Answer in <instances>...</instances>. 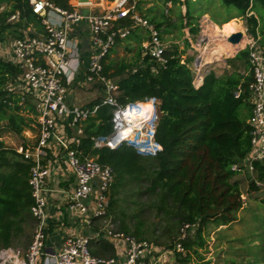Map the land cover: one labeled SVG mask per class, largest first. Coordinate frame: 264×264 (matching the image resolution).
Returning a JSON list of instances; mask_svg holds the SVG:
<instances>
[{"label": "trees", "instance_id": "trees-1", "mask_svg": "<svg viewBox=\"0 0 264 264\" xmlns=\"http://www.w3.org/2000/svg\"><path fill=\"white\" fill-rule=\"evenodd\" d=\"M51 1L64 9L71 7L70 0ZM159 1L182 4L179 0ZM223 3L238 10L239 17L246 18L248 33L258 36L259 20L254 14H249L255 12L257 4L264 7V0H223ZM3 6L7 8L2 10ZM16 10L21 11L23 22L8 23L9 16ZM136 10L160 31L162 38L161 29L165 22L160 20L165 19V14L159 15L153 9L151 12L154 14L146 16L142 3L136 4ZM186 16L189 26L192 25L189 9ZM180 18L183 21V17ZM132 23L130 19H124L120 21V27H130ZM30 24L37 32H43L42 18L34 14L29 0H0V42L5 43L8 37H22L19 29ZM199 32L198 25L191 29L194 36ZM164 33L169 32L164 30ZM149 38L148 30L134 27L127 38L118 40L136 44V58L117 63L110 61L109 55L104 75L117 82L120 91L118 101L122 104L149 98L159 100L161 118L156 135L159 153L145 157L127 145L114 150L95 148L93 138L113 131L112 107L108 105H102L97 115L84 124L85 136L79 149L84 156L96 158L100 164L114 170L107 218L113 225L118 218L121 220L116 231L130 233L139 241L149 242L145 237L150 227L147 229L142 225L135 211L130 213L131 205L136 208L145 205L159 218L161 236L175 239L169 246L161 248L175 250L177 244H181L187 255L181 258L183 253L175 251L176 258L188 264L191 253L203 259L199 249L205 248L207 243L204 231L210 225L234 223L244 206L241 182L237 180L241 173L234 171L233 166L247 160L252 150L248 120L252 113L250 85L254 79L249 71V50H243L227 61L233 72L226 71L219 76L210 71L203 85L197 89L191 69L194 57L183 62L185 49L180 50L176 45L167 49V62L161 66L143 50L142 44ZM126 49L132 50L130 46ZM238 62L243 63L244 73L240 72L241 64ZM19 73L16 66L0 60V131L5 123V128L16 135H22L26 130L36 131L37 115L30 99L26 98L22 103L7 88ZM239 90L241 94L237 98ZM101 102L99 98L90 106ZM31 166L0 141V251L13 247V240L25 225L36 223L31 212L34 205L29 183ZM253 173L257 179L253 180L250 188L255 192L259 190L256 183H264V159L254 163ZM144 198H149L146 204L141 202ZM129 219L135 221L134 228L130 227ZM187 225L195 227L189 230L195 233L194 238L189 234L182 238ZM92 252L99 256L93 249Z\"/></svg>", "mask_w": 264, "mask_h": 264}, {"label": "built area", "instance_id": "built-area-1", "mask_svg": "<svg viewBox=\"0 0 264 264\" xmlns=\"http://www.w3.org/2000/svg\"><path fill=\"white\" fill-rule=\"evenodd\" d=\"M130 1L113 0L101 11L90 10L85 16L83 9L92 3L74 4L70 1L71 7L64 9L51 0H29L34 14L41 17L46 12V16L41 17L43 32H37L32 24L25 25L19 29L22 37L0 42V60L13 64L20 71L8 90L22 103L26 98L30 99L37 113L36 131L26 130L23 133L26 137L29 132L36 133V142L23 141L14 147L17 154L32 164L29 183L34 198L31 208L36 220L34 233L28 249L11 247L1 250L0 264H41L43 260L47 264H158L149 260L155 253H160L158 261L159 258L166 261L175 251L185 252L181 244H177L175 250H166L139 241L130 233L116 231L111 219L107 218L114 170L100 164L96 158L84 156L79 149L85 136L84 124L97 115L102 105H108L112 107L113 131L109 135L93 138L95 148L114 150L127 145L145 157H154L159 153L160 144L156 136L161 118L159 100L149 98L122 104L118 101L120 91L117 82L104 75L107 57L118 40L127 38L134 27L149 31V40L142 44L144 52L161 66L167 62V45L160 31L136 10V3L130 4ZM124 19H130L132 26L120 27V21ZM21 22L20 10L8 18V23L14 25ZM79 27H83V32L88 30L90 33L87 61L83 57L81 40L73 34ZM246 32L248 28L244 27L243 35L249 39L245 50H249V71L254 80L250 85L252 113L248 120L252 150L245 162L253 172L254 163L264 159V47L258 36L248 38ZM194 40L195 43L190 40L195 50L191 69L194 86L198 89L206 75L213 71L208 68L204 55L212 45L209 36L204 33ZM89 86L102 89L101 104L82 106L71 101L76 100L73 98L76 88ZM240 94L241 90L236 92V97ZM68 129L71 133L67 132ZM73 133L69 138L68 135ZM52 143L63 152L66 168L75 180L67 198L69 213L83 218L87 225L96 220L103 222L107 236L124 244V256L94 255L91 238L87 236H67L61 250L56 253L46 250L50 168L44 160ZM233 170L244 173L241 163L234 165ZM93 200L95 203L91 205ZM192 229L193 226H185L183 237Z\"/></svg>", "mask_w": 264, "mask_h": 264}, {"label": "rangeland", "instance_id": "rangeland-1", "mask_svg": "<svg viewBox=\"0 0 264 264\" xmlns=\"http://www.w3.org/2000/svg\"><path fill=\"white\" fill-rule=\"evenodd\" d=\"M71 1V0H70ZM97 0H92L93 4H96ZM136 4L142 3V8L145 12V15L150 16V14H154L151 12V10L154 9L157 12H159V15L162 13L165 14V19H161L160 21L165 22L162 27V40L167 45V49H173V46L179 45L180 50L185 49V52L183 53V62H185L186 58L188 57H194L195 58V50L191 47L190 40L195 43L194 38H198L201 33L206 34V25L208 23H216L220 21V19H223V17H226L228 15H233L232 17L238 16L239 12L232 6H226L223 3V0H184L181 3H178L180 6H177V4H174L172 2L165 3L164 1L157 2L156 0H134ZM184 6V9L182 8ZM7 8L6 6H3L2 9ZM188 9L191 12L192 20L190 22L192 25L189 26V19L187 18L186 14ZM254 14L257 16L259 20V29H258V37L260 40L261 45L264 47V7H262L260 4L256 5L255 12L250 13L249 15ZM180 16L183 17V21L180 18ZM144 17V16H143ZM207 19V20H205ZM230 23H235V25H232L231 27L235 29L240 28H248L247 21L245 17H236ZM183 22V25L181 26ZM228 23V24H230ZM194 24V25H193ZM198 25L200 28V32L198 35L194 36L191 33V29ZM220 27H222V30H224V26H221V24H217ZM244 26V27H243ZM20 29H23L21 27ZM188 29V30H187ZM164 30L168 31L169 33H164ZM190 32V33H188ZM246 36L248 38L251 37V34L246 32ZM13 40V38L8 37L7 41ZM6 41V42H7ZM249 39H247L244 46L239 50L238 52L233 53H224V55L221 56L220 60H216L213 62H208L207 64L213 65V63H223V61H228L229 59L235 58L239 52L245 50L246 45H248ZM134 43L128 42L126 40L119 41L115 48L112 49L110 53V61L114 60V62H120L122 60L132 61L134 58H136V49H135ZM130 46L132 48L131 51H127V47ZM212 47H215V44H213ZM210 47V49L212 48ZM231 54V55H230ZM235 56V57H234ZM108 60V61H109ZM209 61V60H208ZM226 61V62H227ZM207 62V60H206ZM240 65V72L244 73V65L241 62H238ZM228 65V63H227ZM222 70V73L219 75H223L226 71H229L230 73L234 71L233 67L231 65H228V67L222 68H216V72ZM215 71V70H214ZM217 72V73H218ZM9 87V84L7 85V88ZM74 93V98H76L79 105L82 106H89L92 102L96 101L97 99L101 98L103 95V91L99 86H92V87H86V88H76ZM2 130L0 131V138H3L7 142V148L13 149L14 147L19 146L20 141L22 137L21 135L16 136L14 133L10 132L5 128V123L2 124ZM23 140V139H22ZM16 145V146H15ZM14 150V149H13ZM242 168L244 169V173H241L237 176V180L241 182L242 191H243V199L244 200V206L246 205H257V203L262 202L264 199V185H260L261 183L256 185L261 187L260 193L257 194L259 197L256 201L254 195L252 196V202H250L249 194L252 192V189L250 188V184L257 179L256 175L248 168L247 162L241 163ZM249 199V200H248ZM149 198H144L141 202H145V204L148 202ZM243 206V207H244ZM246 207V208H247ZM264 208L263 205L260 206V209ZM242 210V209H241ZM240 210V211H241ZM135 211L138 215V218L140 219L143 226H146L147 229L150 227V231L146 234V240L149 242H153V244L157 245L161 248V246H169L170 242L172 240L175 241L174 238L168 239L165 237H162L159 233V218H157L154 211L147 208L145 205H141L138 208L131 205L130 213ZM238 213V219L239 215H241L240 221L237 223L238 219L228 225H222V226H215L210 225L205 231H204V238L206 239L207 243L205 248L199 249V253L201 254L202 260L196 255L195 253H191V260L188 264H198L200 262L201 264H204L205 262H208V264H264V211L256 212L255 209H250L249 207L246 209V211H242ZM121 220L118 218V221L116 222L115 229H119ZM131 228H134L135 221H132L129 219L128 221ZM104 224V223H103ZM237 225H240L242 230L238 231L239 228ZM225 226H230L229 228ZM35 223H31L29 225H25V228L23 231L18 234L15 239L13 240V247L21 250L28 249L29 245L31 244L33 233H34ZM195 228V227H194ZM154 230V231H153ZM154 232L155 234H152ZM237 233V234H236ZM240 234L241 237L238 244L240 246H236L235 242L232 241L233 238H236V236ZM188 234L191 236V238L195 237V233L186 232L185 236L187 237ZM184 236V235H183ZM182 236V238H184ZM185 237V238H186ZM258 241V242H255ZM160 245V246H159ZM182 254V252H180ZM248 254H252L254 258L247 259L246 256ZM187 255V252L185 251L181 258H185ZM153 257V256H152ZM149 258L151 261L153 258ZM173 258L171 262L174 264H185L181 263V261L176 258V254L174 253L172 255ZM260 258V262L257 261V258ZM187 264V263H186Z\"/></svg>", "mask_w": 264, "mask_h": 264}, {"label": "crops", "instance_id": "crops-1", "mask_svg": "<svg viewBox=\"0 0 264 264\" xmlns=\"http://www.w3.org/2000/svg\"><path fill=\"white\" fill-rule=\"evenodd\" d=\"M111 1L113 0H97L96 4H93V2H91L92 4L90 6H87L86 8H88L89 10L101 11L102 8L105 7L107 3ZM179 1L182 2L184 0H179ZM71 2L74 4H79V0H71ZM130 4H135L134 0H131ZM177 6H180V5L177 4ZM182 8L184 9V6ZM232 16L233 15H228L226 17H223V19H220V21H218L217 24L219 23L221 24V26H224L223 27L224 30L228 27H231L232 25H235V23H230V22H232L233 20H238L234 18L238 17L239 15L235 17H232ZM212 24L217 26L219 29H222V27H220L216 23H212ZM83 31H84L83 27H79V28H76V31L73 34L75 37L81 40L82 49L84 51L83 57L87 61L88 60L87 57H88L89 50H90L89 49V37L86 36V31L85 32ZM207 35L209 36V34ZM83 37H86V39H84ZM209 38L211 37L209 36ZM210 42H213L214 44L215 41H210ZM223 43L226 44V41H223ZM230 47H231L230 43L227 44V48H225V51L226 49H229ZM212 50H213V47L212 49H210L209 47L205 50V53H204L205 58H209L210 56H213ZM226 53L228 52L226 51ZM215 57H218V56H215ZM216 60H220V59L217 58ZM226 61H223V63L215 62L213 63V65L209 64L208 68L213 71L215 70L216 72V68L218 70V68H222V65L223 67H226V66L228 67ZM221 73H222V70H220L217 74L220 75ZM76 100H71V101L73 103L78 104ZM67 132L71 133L69 129ZM72 135H74V133L69 134L68 137L70 138L72 137ZM20 137H22L23 139V140L21 139L20 144L23 141L28 142V143L36 142V133H33V132H29L28 137L24 136V134L21 135ZM0 141L4 142L7 145V142L3 138H0ZM44 163L50 168V176L48 180L50 193H49V207H48V230H47L48 237L46 241V250L49 253L58 252L59 250H61L63 243L65 239L67 238V236H87L91 238L92 249L94 250L95 253H98L100 257H108L110 255H112L111 257L124 256V250H125L124 244L121 241H116L113 238H110L107 236L106 227H105V224H103V222L94 221L92 225H87L83 218L77 217L75 214L69 213L67 209V198L70 193V190H72L74 186L75 180H74L73 175H71L70 172L66 168V162L63 156V152L61 151L60 148H58V146H56L55 143H52L51 146L48 148V154L44 160ZM260 185L262 186L264 185V183H261ZM261 189L262 188L259 186L258 191L248 193L250 202H252L253 195L256 201H259L258 200L259 197L257 196V194L260 193ZM262 202L263 203L259 202L257 203V205H251L248 207L250 209H255L257 213L260 210L264 211V208L260 209L261 205L264 206V199L262 200ZM94 203L95 201L93 200L91 202V205H94ZM246 207L247 206L245 205L240 212L242 211L245 212L246 209L248 208ZM92 208L94 207L92 206ZM240 218H241V215H239V219L237 223L240 221ZM225 227L229 228L230 226H225ZM237 227L239 228L238 231L242 230L240 225H237ZM241 237H244V236H240V234L238 233L236 238L232 239V241L235 242L236 246H240L238 242L240 241ZM255 242H258V241H255ZM158 254L160 253H155L153 255L152 257L153 259L151 260V262H158V264H163V263L171 264V262H173L171 259L173 258L172 256L170 257L168 256L166 258V261L160 258L158 261V256H159ZM246 258L250 259V258H254V256L252 254H248ZM256 258H257V261L260 262V258L258 257ZM263 263H264V259H263ZM41 264H47V263H45L43 260Z\"/></svg>", "mask_w": 264, "mask_h": 264}, {"label": "bare ground", "instance_id": "bare-ground-1", "mask_svg": "<svg viewBox=\"0 0 264 264\" xmlns=\"http://www.w3.org/2000/svg\"><path fill=\"white\" fill-rule=\"evenodd\" d=\"M205 30H206L205 31L206 35L209 34V36L211 37L210 41H215L214 42L215 47H213V50H212L213 56L206 58L207 63L213 62L217 58L220 59L221 56L224 55V53H226V51L228 53L238 52L239 50H241V48L244 46V44L247 41V38L244 37L241 40V42L238 44H231L230 42H228V39L232 34L237 33V32H241L244 34L243 28L235 29L233 27H228L225 30H222V29H219L217 26L213 25L212 23L211 24L208 23ZM223 41H226V44L223 43ZM229 43H230L231 47L229 49H226V51H225V48H227V44H229ZM211 45L213 46V42H211ZM215 56H218V57H215Z\"/></svg>", "mask_w": 264, "mask_h": 264}, {"label": "water", "instance_id": "water-1", "mask_svg": "<svg viewBox=\"0 0 264 264\" xmlns=\"http://www.w3.org/2000/svg\"><path fill=\"white\" fill-rule=\"evenodd\" d=\"M92 2V0H79V3H81V4H88V3H91ZM89 9L88 8H84L83 9V14L85 15V16H87L88 14H89ZM46 16V12H43L42 14H41V17H45ZM86 36L87 37H89L90 36V33H89V31L87 30L86 31ZM84 39H86V37H83ZM244 38V35H243V33H241V32H237V33H234V34H232L230 37H229V39H228V42H230L231 44H238V43H240L241 42V40ZM235 57V56H234Z\"/></svg>", "mask_w": 264, "mask_h": 264}]
</instances>
